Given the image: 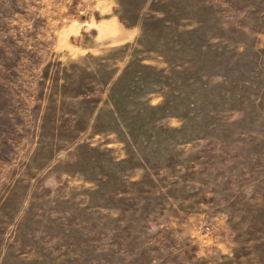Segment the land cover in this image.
<instances>
[{"label":"rangeland","instance_id":"obj_1","mask_svg":"<svg viewBox=\"0 0 264 264\" xmlns=\"http://www.w3.org/2000/svg\"><path fill=\"white\" fill-rule=\"evenodd\" d=\"M0 264H264V0H0Z\"/></svg>","mask_w":264,"mask_h":264},{"label":"bare ground","instance_id":"obj_2","mask_svg":"<svg viewBox=\"0 0 264 264\" xmlns=\"http://www.w3.org/2000/svg\"><path fill=\"white\" fill-rule=\"evenodd\" d=\"M116 33V32H115Z\"/></svg>","mask_w":264,"mask_h":264}]
</instances>
